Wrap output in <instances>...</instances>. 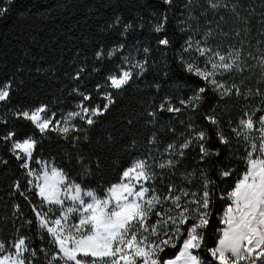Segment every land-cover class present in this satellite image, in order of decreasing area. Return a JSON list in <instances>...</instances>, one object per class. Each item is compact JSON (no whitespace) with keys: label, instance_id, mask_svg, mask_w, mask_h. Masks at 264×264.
Returning <instances> with one entry per match:
<instances>
[{"label":"trees","instance_id":"1","mask_svg":"<svg viewBox=\"0 0 264 264\" xmlns=\"http://www.w3.org/2000/svg\"><path fill=\"white\" fill-rule=\"evenodd\" d=\"M211 3L219 6L212 8L209 0H173L171 4L164 0H0V8L6 9L0 15V87L11 84L9 98L0 102V241L6 247L25 237L36 251L35 257L25 254L32 264H49L58 251L36 216L47 206L34 185L28 184L32 178L21 167L22 161L10 151L12 141L3 139L9 132L15 134L14 140L33 136L38 141L30 168L38 166L36 160L52 162L69 181L97 192L117 182L137 158L150 160L164 154L175 162L165 169L152 164L162 174L163 183L158 179L157 186L164 192L169 181L190 192H202L203 171L216 182L211 186L212 216L205 234L206 247L215 246L217 229L223 226L220 217L229 203L221 194L226 195L245 171L247 143L232 129L245 112L260 108L255 119L264 114V95L255 94H264V67L259 63L264 43H257L264 41V0ZM164 17L163 30L154 31ZM209 30L213 35L207 38L208 45L225 54L244 41V70L216 77L227 86L236 84L240 95L233 90L232 95L221 96L181 63V56L191 61L196 55L184 51L189 38L203 44ZM163 38L168 39L167 46L159 43ZM137 63L143 70L132 67ZM122 67L131 68L133 77L117 90L110 87L108 77ZM201 87L206 91L199 102L180 103L190 101ZM249 89L253 94L246 96ZM105 94L112 97L106 110ZM40 105L51 114L79 112L78 105L99 107L102 114L92 117L91 125L75 118L77 130L67 138L54 131L41 135L17 115ZM169 106L181 111L169 112ZM210 116L219 124H212ZM201 131L207 134L206 147L218 149L219 156L201 159V142L193 139ZM218 131L228 138L227 145L218 140ZM187 140L193 142L181 148ZM221 169L234 171L221 179ZM177 252L178 247L167 248L161 255L167 259ZM201 254L211 260L206 251Z\"/></svg>","mask_w":264,"mask_h":264},{"label":"snow or ice","instance_id":"2","mask_svg":"<svg viewBox=\"0 0 264 264\" xmlns=\"http://www.w3.org/2000/svg\"><path fill=\"white\" fill-rule=\"evenodd\" d=\"M172 2L164 0L166 4ZM209 3L212 8L219 6L211 3V0ZM5 11L0 8V15ZM236 15L240 18L238 12ZM166 22L167 18L164 17L154 31L161 32ZM212 35L209 30L203 44L199 40L193 43L189 38L184 51L195 52L196 55L191 61L181 56V63L187 72L212 85L221 96H230L233 90L236 95H240V88L236 84L227 86L216 77L244 70V41H241L240 48L232 46L225 54L208 45L207 38ZM236 35L239 36L240 32L237 31ZM261 35L264 36V31ZM159 43L167 46L169 41L163 38ZM200 57L204 58V67L200 66ZM259 63L264 67V54L259 57ZM132 67L143 70V65L139 63ZM132 77V69L122 67L118 73L110 75L108 81L110 87L120 90ZM10 89V83L0 87V102L9 98ZM205 91L201 87L190 101L181 100L180 103L199 102ZM252 94L251 89L245 93L246 96ZM255 94L264 95L259 91ZM105 98L108 104L103 106L104 110L112 103L111 95L105 94ZM84 99L89 97L85 96ZM78 107L81 111L71 112L62 120L56 119L55 113L48 114L47 107L43 105L31 111L23 110L17 115L30 121L41 135L54 131L67 138L73 130H77L72 120L79 117L91 125L94 123L92 117L102 114L99 107ZM160 108L163 110L165 105L161 104ZM167 111L179 112L181 109L169 106ZM261 111L257 108L251 113L245 112L246 118H241L237 127L232 129L237 138L243 137L247 143L246 155L243 157L245 171L226 195L221 194V199L229 203L220 217L219 222L223 226L217 229L218 237L214 247H206L205 234L212 216L211 186L216 182L203 171L202 192H190L170 181L164 192L157 186L158 179L163 183L162 174L156 172L146 159H138L122 172L117 182L111 183L103 192L85 190L79 183L69 181L64 170L54 164L49 167L45 162L36 160L41 168L38 171L31 169L30 162L38 141L33 136L14 140L12 138L15 134L9 132L3 139L12 141L10 151L17 160L22 161L21 167L27 169V175L32 177L28 184L34 185L42 205L47 206V211H36V216L39 226L51 237L50 243L58 249L49 264H53V261H57V264H264V114L254 119L256 113ZM207 119L214 125L219 124L214 116ZM253 132L258 135L253 137ZM217 138L222 144L229 143L222 132H217ZM193 139L201 142V159L220 155L218 149L206 147L207 134L204 131ZM192 142L187 140L181 148L187 149ZM174 147L168 145L169 149ZM179 154L184 155L183 152ZM174 164V161L168 160L156 167L165 169ZM233 171L221 169L219 175L223 179L231 176ZM177 247L178 252L173 258L162 257L161 254L167 248ZM201 250L210 255V261L204 259ZM26 253L36 256V251L30 249L25 237L13 241L10 248L0 241V264H32Z\"/></svg>","mask_w":264,"mask_h":264},{"label":"rangeland","instance_id":"3","mask_svg":"<svg viewBox=\"0 0 264 264\" xmlns=\"http://www.w3.org/2000/svg\"><path fill=\"white\" fill-rule=\"evenodd\" d=\"M125 69H127V68H125ZM118 73V72H117ZM40 106H42V105H40ZM40 106H38V107H40ZM35 108H37V107H35ZM35 108H32V109H28L29 111H31V110H33V109H35ZM69 113H71V112H60V113H58V114H55V117H56V119H60V120H62L64 117H66ZM48 114H51V113H48ZM243 118H246L245 116L243 117ZM255 119V118H254ZM53 123H55V121H53ZM71 123L73 124V120L71 121ZM253 137H256L257 135H258V133L257 132H253L252 134H251ZM258 142V141H257ZM138 159H143V158H137V159H135L134 161H136V160H138ZM147 160V159H146ZM168 160H170L169 158H167L164 154H158L156 157H152L150 160H147L148 161V163H150V164H155V165H158L159 163H167V161ZM133 161V162H134ZM43 162H45L49 167H51L52 165H53V163L52 162H47V161H43ZM132 162V163H133ZM131 163V164H132ZM131 164L129 165V166H131ZM41 168V165L40 164H38V166L37 167H35V168H31V169H34V170H39ZM128 168V167H127ZM244 172V171H243ZM32 178V177H31ZM85 190H92V189H85ZM38 211H40V210H38ZM45 211H47V209L46 210H41L40 212H45ZM224 211V210H223ZM173 258V257H172ZM168 259V258H167Z\"/></svg>","mask_w":264,"mask_h":264}]
</instances>
